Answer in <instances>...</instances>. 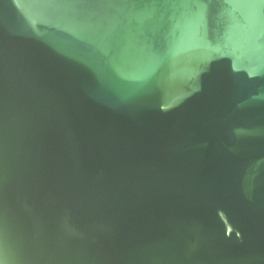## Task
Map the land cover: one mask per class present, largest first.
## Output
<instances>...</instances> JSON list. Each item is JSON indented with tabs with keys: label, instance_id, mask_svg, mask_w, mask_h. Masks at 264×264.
<instances>
[{
	"label": "water",
	"instance_id": "1",
	"mask_svg": "<svg viewBox=\"0 0 264 264\" xmlns=\"http://www.w3.org/2000/svg\"><path fill=\"white\" fill-rule=\"evenodd\" d=\"M0 264H264V0H0Z\"/></svg>",
	"mask_w": 264,
	"mask_h": 264
}]
</instances>
